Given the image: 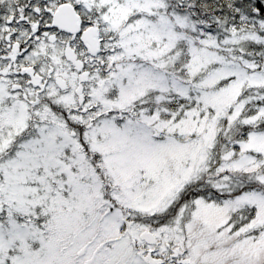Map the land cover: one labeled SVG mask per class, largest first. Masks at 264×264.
<instances>
[{
  "label": "snow or ice",
  "instance_id": "6c2138e0",
  "mask_svg": "<svg viewBox=\"0 0 264 264\" xmlns=\"http://www.w3.org/2000/svg\"><path fill=\"white\" fill-rule=\"evenodd\" d=\"M0 264H264V0H0Z\"/></svg>",
  "mask_w": 264,
  "mask_h": 264
}]
</instances>
